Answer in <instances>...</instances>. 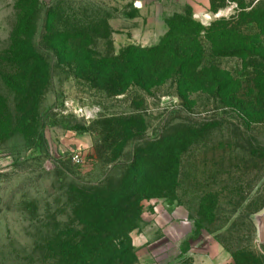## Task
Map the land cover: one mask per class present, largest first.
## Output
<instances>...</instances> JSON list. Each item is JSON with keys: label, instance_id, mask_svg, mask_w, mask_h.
Listing matches in <instances>:
<instances>
[{"label": "rangeland", "instance_id": "1", "mask_svg": "<svg viewBox=\"0 0 264 264\" xmlns=\"http://www.w3.org/2000/svg\"><path fill=\"white\" fill-rule=\"evenodd\" d=\"M35 2V41L50 56V81L36 119L26 127L15 119L11 133L0 126V264H51L41 247L79 228L71 199L78 186L119 179L131 167L145 178L139 190L146 197L129 208L141 211L132 218V264H200L204 255L196 251H208L215 264H264L257 228L264 211V71H257L264 66V0L253 10L215 0L225 4L217 12L211 0H0V94L15 118L21 98L12 82L20 73L9 58L12 32L20 15L33 17ZM53 4L68 11L71 24L74 12L81 22L86 11L97 12L101 37L90 48L100 54L169 39L165 56L187 44L193 61L161 65L158 52H142L137 84L93 79L84 61L48 50L42 19ZM223 17L246 37L216 33L214 51L202 33L199 54L193 38L201 27L191 21L207 29ZM19 32L33 30L28 23ZM256 38L255 54L248 46Z\"/></svg>", "mask_w": 264, "mask_h": 264}, {"label": "trees", "instance_id": "2", "mask_svg": "<svg viewBox=\"0 0 264 264\" xmlns=\"http://www.w3.org/2000/svg\"><path fill=\"white\" fill-rule=\"evenodd\" d=\"M230 1H237L238 7L241 9L252 7L253 10L257 3L262 0H251L249 6H246L243 0ZM37 6L38 4L35 2L33 4V17L20 15V21L14 26L12 32V47L9 51V58L10 60L11 56L15 58L20 70V73L12 77V82L16 93L21 98L18 105L21 115H17L15 118L9 110L10 103L0 94V126H5L9 133L16 128L15 119L19 125L26 127L27 122L37 118L40 97L50 81L48 61L50 56L41 52L35 41L40 19ZM224 6V3L217 5L215 0H211V9L215 12ZM67 12L54 4L46 11L42 22L50 47L48 50L60 59H64L66 56L76 61H84L87 66L82 71L93 79H103L105 82L124 79L130 85L137 84L139 77L137 66L139 64L136 62L138 61L137 56L142 52H158L159 61L161 60L159 64L165 62L167 58H176L184 61L183 66L185 68L188 63L193 61L192 57L195 52L192 50V46L187 44L184 47H177L175 44L165 56L164 48L169 39L152 49L139 50L135 47H128L119 54L114 52L100 54L96 49L90 48L95 44L96 38L101 37L99 34L102 26L98 24L97 12L88 15V11H86V14L82 15L85 17V22L77 20V16L81 15L80 12H74L73 16L76 21L74 24L70 23L71 17L67 15ZM191 22L195 26L201 27V30L195 33L196 38H193L197 50L200 51L199 54H204L200 42L202 33H205L206 39L216 51L217 42L214 40V35L216 33L223 35L228 30L230 32L235 31V27L231 23H227L225 17L215 21L207 29L202 25L200 26L199 23ZM28 23L33 32L27 35V32H22L24 34L21 36L19 28H24ZM236 28L238 29V27ZM235 33L239 34L240 37H246V34L240 30H236ZM256 39L257 41L248 46L250 51L255 54L258 50L256 43L260 44V38ZM77 43L81 44H78L80 46L78 49L74 48ZM161 52H163L162 58L160 57ZM161 65H157L159 69ZM260 67L257 71L262 74L264 66ZM5 78L7 79L8 76ZM168 166L164 167V173L170 171ZM144 179L137 174L134 167H131L127 175L119 179L108 178L91 187L78 186L76 190L78 197L72 196L71 199L74 205H77L73 208L75 216H81L78 218L79 228H66L68 232L55 234L53 239L45 241L41 247L51 260V264H132L135 258V249L131 238V233L135 228L132 218H138L141 211L139 208L134 215H131L129 208L134 205V201L139 205L140 201L146 198L144 195L142 196L143 191L139 190Z\"/></svg>", "mask_w": 264, "mask_h": 264}, {"label": "water", "instance_id": "3", "mask_svg": "<svg viewBox=\"0 0 264 264\" xmlns=\"http://www.w3.org/2000/svg\"><path fill=\"white\" fill-rule=\"evenodd\" d=\"M258 239L264 243V211L258 216Z\"/></svg>", "mask_w": 264, "mask_h": 264}, {"label": "crops", "instance_id": "4", "mask_svg": "<svg viewBox=\"0 0 264 264\" xmlns=\"http://www.w3.org/2000/svg\"><path fill=\"white\" fill-rule=\"evenodd\" d=\"M165 230L167 229V228H164ZM168 232V231H167ZM198 254L200 253V254H202V255H204V256H202L201 257V259H200V264H215V261H214V259L212 258V255H210L209 253H208V251H196Z\"/></svg>", "mask_w": 264, "mask_h": 264}, {"label": "built area", "instance_id": "5", "mask_svg": "<svg viewBox=\"0 0 264 264\" xmlns=\"http://www.w3.org/2000/svg\"><path fill=\"white\" fill-rule=\"evenodd\" d=\"M77 158H79V157H77Z\"/></svg>", "mask_w": 264, "mask_h": 264}]
</instances>
